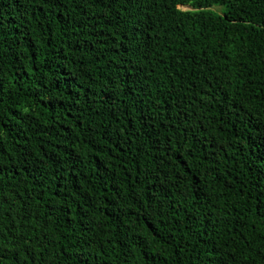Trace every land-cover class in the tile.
<instances>
[{
    "label": "trees",
    "instance_id": "obj_1",
    "mask_svg": "<svg viewBox=\"0 0 264 264\" xmlns=\"http://www.w3.org/2000/svg\"><path fill=\"white\" fill-rule=\"evenodd\" d=\"M0 264H264V0H0Z\"/></svg>",
    "mask_w": 264,
    "mask_h": 264
},
{
    "label": "rangeland",
    "instance_id": "obj_2",
    "mask_svg": "<svg viewBox=\"0 0 264 264\" xmlns=\"http://www.w3.org/2000/svg\"><path fill=\"white\" fill-rule=\"evenodd\" d=\"M181 10L183 11H188L190 10L189 8H181ZM213 11L217 12V13H221V9L220 8H215V9H212Z\"/></svg>",
    "mask_w": 264,
    "mask_h": 264
}]
</instances>
